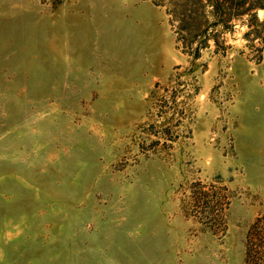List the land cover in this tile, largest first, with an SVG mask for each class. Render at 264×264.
<instances>
[{
	"label": "rangeland",
	"instance_id": "1",
	"mask_svg": "<svg viewBox=\"0 0 264 264\" xmlns=\"http://www.w3.org/2000/svg\"><path fill=\"white\" fill-rule=\"evenodd\" d=\"M0 264H264V0H0Z\"/></svg>",
	"mask_w": 264,
	"mask_h": 264
},
{
	"label": "trees",
	"instance_id": "2",
	"mask_svg": "<svg viewBox=\"0 0 264 264\" xmlns=\"http://www.w3.org/2000/svg\"><path fill=\"white\" fill-rule=\"evenodd\" d=\"M220 1H218L217 3H216V6H219L220 5ZM221 21L223 22V23H225L226 22V20H225V18L224 17H221Z\"/></svg>",
	"mask_w": 264,
	"mask_h": 264
}]
</instances>
